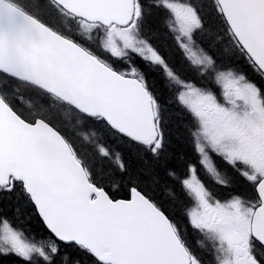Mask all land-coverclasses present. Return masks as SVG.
<instances>
[{
    "label": "snow or ice",
    "instance_id": "6c2138e0",
    "mask_svg": "<svg viewBox=\"0 0 264 264\" xmlns=\"http://www.w3.org/2000/svg\"><path fill=\"white\" fill-rule=\"evenodd\" d=\"M0 264H264V0H0Z\"/></svg>",
    "mask_w": 264,
    "mask_h": 264
}]
</instances>
